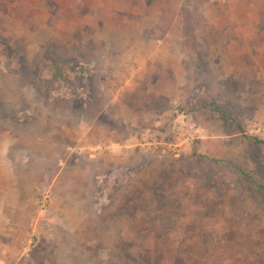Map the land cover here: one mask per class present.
Returning a JSON list of instances; mask_svg holds the SVG:
<instances>
[{
	"label": "rangeland",
	"instance_id": "obj_1",
	"mask_svg": "<svg viewBox=\"0 0 264 264\" xmlns=\"http://www.w3.org/2000/svg\"><path fill=\"white\" fill-rule=\"evenodd\" d=\"M0 264H264V0H0Z\"/></svg>",
	"mask_w": 264,
	"mask_h": 264
},
{
	"label": "built area",
	"instance_id": "obj_2",
	"mask_svg": "<svg viewBox=\"0 0 264 264\" xmlns=\"http://www.w3.org/2000/svg\"><path fill=\"white\" fill-rule=\"evenodd\" d=\"M185 117L179 116L178 121L182 125H185ZM181 128V127H180ZM180 128H174L173 132V140L165 143H149L150 145L163 147V154H171L174 158H179L182 152V147L184 144H189L192 140H194L199 132L198 129L192 128V133H183ZM194 132V133H193Z\"/></svg>",
	"mask_w": 264,
	"mask_h": 264
}]
</instances>
